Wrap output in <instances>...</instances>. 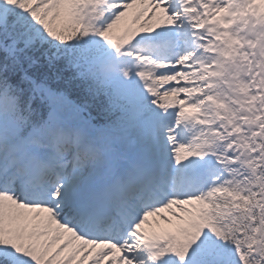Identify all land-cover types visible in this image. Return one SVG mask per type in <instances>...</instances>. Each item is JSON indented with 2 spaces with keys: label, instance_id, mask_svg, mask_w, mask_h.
<instances>
[{
  "label": "snow or ice",
  "instance_id": "obj_1",
  "mask_svg": "<svg viewBox=\"0 0 264 264\" xmlns=\"http://www.w3.org/2000/svg\"><path fill=\"white\" fill-rule=\"evenodd\" d=\"M0 264H264V0H0Z\"/></svg>",
  "mask_w": 264,
  "mask_h": 264
}]
</instances>
